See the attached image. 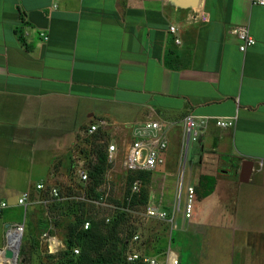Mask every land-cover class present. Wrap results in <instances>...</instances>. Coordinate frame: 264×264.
I'll return each mask as SVG.
<instances>
[{
	"label": "crops",
	"instance_id": "crops-1",
	"mask_svg": "<svg viewBox=\"0 0 264 264\" xmlns=\"http://www.w3.org/2000/svg\"><path fill=\"white\" fill-rule=\"evenodd\" d=\"M238 27L255 40L246 52L231 31ZM67 107L85 109L88 119L65 131ZM187 115L235 124L211 125L200 139L188 185L197 211L168 252L180 264H264V0H200L194 8L170 0H0V151H43L41 171H49L99 120L119 145L134 125L155 120L171 123L165 164L170 134L180 131L187 145ZM161 167L154 175L165 185ZM204 178L215 180L207 196L197 189ZM230 220L238 224L232 256L219 245Z\"/></svg>",
	"mask_w": 264,
	"mask_h": 264
},
{
	"label": "rangeland",
	"instance_id": "rangeland-1",
	"mask_svg": "<svg viewBox=\"0 0 264 264\" xmlns=\"http://www.w3.org/2000/svg\"><path fill=\"white\" fill-rule=\"evenodd\" d=\"M93 112L95 118L100 117L99 110L96 109ZM87 119L85 109L80 113V110L67 107L65 122L63 125L59 123V127L64 126L65 131L78 128ZM85 128L82 127L80 132ZM121 129L124 130V127ZM170 138L166 163L157 171L158 178L165 182V185L157 182L154 172L146 175L137 174L136 177L128 180L121 164H116L110 170L109 181L105 180L106 185L103 189L113 208H96L89 202L76 200L78 197H83L84 192L89 195V189L85 190L84 186L78 182L74 171L75 162L81 159L88 161L91 171L93 165L97 163L99 151L104 152L106 144L115 139L111 135L85 136L79 134L78 138L65 148V151H60L61 153L54 157L50 170L43 172L41 169L47 164L44 163L47 158L42 155L43 151H0V201H7L10 205L3 217L12 229L18 225L24 226L17 264H74L76 258L72 251L81 249L69 245L73 227L81 223L78 229H82V222L85 220H89L91 224L94 221L103 223L106 217H109L111 222L104 223L107 226L104 227L105 234H109V231H117L118 248L123 251L122 264H127L124 258L130 246L143 256L155 259L159 264H165L168 253L170 260L172 254L168 252V248L173 233L177 234L178 230L188 229L191 222L185 216V203L182 204V210H176L178 205L175 201V194L178 191L177 180L184 168L183 189L186 192L187 186L191 183L192 162H197L200 154V140L191 141L186 161L182 156L180 166L174 165L172 159L179 154V151L184 153L186 145H183V136L180 131L173 135L170 134ZM124 140L118 141L123 142ZM136 179L142 180L143 187L138 194H133L131 184ZM39 183L55 184L63 200L50 201L47 193L42 195L37 191L36 187ZM24 193H29V199L25 206L21 207L18 205V199ZM152 193H155L164 210L168 212L167 220L147 219L143 215L146 207L145 200ZM196 205L195 200L193 215L197 211ZM3 217H0V251L5 248V242L8 239L6 233L9 230L2 222ZM197 224L200 226V220ZM210 224L217 226V221L212 219ZM228 225L229 229L219 245L232 256L234 248L231 237L238 224L235 225V221L230 220ZM213 231L216 234L214 238L216 244H214L217 249V229ZM136 236H139L138 240L134 239ZM49 239L57 241L60 248L56 251L55 248H49ZM177 242L182 241L179 239L174 243Z\"/></svg>",
	"mask_w": 264,
	"mask_h": 264
},
{
	"label": "built area",
	"instance_id": "built-area-1",
	"mask_svg": "<svg viewBox=\"0 0 264 264\" xmlns=\"http://www.w3.org/2000/svg\"><path fill=\"white\" fill-rule=\"evenodd\" d=\"M263 3V2H260ZM201 22H207L208 18L206 15H198ZM231 31L235 33L241 40L240 51L246 52L249 47L254 46L255 40L249 36L247 28L238 27L232 28ZM171 33H176L175 27H170ZM44 39H47L45 34L41 35ZM177 43L180 41L177 39ZM184 124V138L186 146L190 144L191 141H197L204 137L205 132L209 129L211 125H214L220 129H229L234 126V120L227 119H211L210 117H196L193 115H187L183 120ZM171 125L170 122L166 121H155L149 120L144 123H139L131 128V137L129 142L126 144L119 145L116 142L110 141L105 146V155L107 162L110 165V169L105 176V180H108L110 170L116 165L121 164L123 172L126 177L129 173L141 172V173H152L159 166L164 163V154L168 149V128ZM109 123L105 120H99L94 124L89 125L88 129L84 132L85 136H94L96 133L101 131H106ZM88 161L86 159L77 160L75 162L74 171L75 177L78 182L84 186L87 190L91 183V178L89 174ZM184 168L181 170L183 173ZM179 178L178 181V191L176 193L175 201L178 204L176 210H182L181 204L185 195V213L186 218H191L193 211V203L195 198V188L194 186H188L186 192L183 191V180ZM106 185L99 186L95 189V195L90 197L84 192L83 197H78L76 200L82 202H89L96 208H113L108 202L107 194L103 187ZM143 187V182L141 179H136L131 184V191L133 194H138ZM37 191L44 194H48L50 201H62L61 193L55 184L51 183H39L37 185ZM29 193H24L18 199V205L24 207L28 202ZM48 202V201H47ZM10 205L7 201H0V217H2ZM147 219H156L164 221L168 219V212L164 210L161 203L158 201L155 193L150 194L149 201L146 204L145 212L143 213ZM109 222V219H107ZM91 227V222L85 220L83 224V229L88 230ZM12 229V228H11ZM17 234H22L24 232V226L18 225L15 229ZM139 239V236L134 238ZM49 248H55V251L60 248V244L53 239L48 240ZM170 252V251H169ZM76 255L80 254L79 249H74ZM169 253L165 264L169 263ZM125 261L128 264H159L155 259L143 256L137 250L129 247L127 254L125 256ZM176 264H180V259L178 258Z\"/></svg>",
	"mask_w": 264,
	"mask_h": 264
},
{
	"label": "trees",
	"instance_id": "trees-1",
	"mask_svg": "<svg viewBox=\"0 0 264 264\" xmlns=\"http://www.w3.org/2000/svg\"><path fill=\"white\" fill-rule=\"evenodd\" d=\"M96 134L100 136L109 135L106 131H101ZM96 162L97 163L93 165V169L91 171L89 168L91 183L88 188L90 191V192L88 191L89 194L87 195L88 197L95 195L94 192L95 189L105 183V176L110 169V165L108 164L105 155V148H104V152L99 151V157ZM137 174L146 175L147 173H141V172L129 173L127 179L129 180L134 176L136 177ZM204 179L206 180V184L205 185H203V183L200 184L199 188L197 189L199 191V194H201L202 196H207L213 192L215 180L209 178H204ZM145 201H146L145 203L147 204L149 201V196ZM107 219H109V222H111V219L109 217H106L103 220V223L94 221L88 230H84L83 228L78 229L81 223L73 227L71 231L69 245L70 247H80L81 249L79 255L74 254L76 258L74 264H122L123 251L118 248L117 231L113 230V231H109V234L107 235L105 234L104 227L107 226L104 223L107 222ZM84 222L85 221H83L82 224H84ZM72 252L74 253V249Z\"/></svg>",
	"mask_w": 264,
	"mask_h": 264
},
{
	"label": "water",
	"instance_id": "water-1",
	"mask_svg": "<svg viewBox=\"0 0 264 264\" xmlns=\"http://www.w3.org/2000/svg\"><path fill=\"white\" fill-rule=\"evenodd\" d=\"M171 3H173L174 5H176L177 7H181V8H194L197 7L199 5V1L200 0H170ZM248 162L246 164V168L244 170V177H246L249 173V169H248ZM9 238V235H8ZM22 241V235L18 234L17 235V242H18V246H17V256L19 255V248H20V244ZM4 252V258L5 259H14L16 257L15 253L13 250L11 249H5L3 250Z\"/></svg>",
	"mask_w": 264,
	"mask_h": 264
},
{
	"label": "bare ground",
	"instance_id": "bare-ground-1",
	"mask_svg": "<svg viewBox=\"0 0 264 264\" xmlns=\"http://www.w3.org/2000/svg\"><path fill=\"white\" fill-rule=\"evenodd\" d=\"M17 233L15 232L14 229H11L9 232V238H8V243L6 244V248L5 249H11L14 251L15 255L17 254V246H18V242H17ZM4 249V250H5ZM177 258L176 256L173 254L172 257L169 260V264H176ZM18 261V256L16 255V257L14 259H5L4 258V252L3 250L0 251V263L1 264H17Z\"/></svg>",
	"mask_w": 264,
	"mask_h": 264
}]
</instances>
